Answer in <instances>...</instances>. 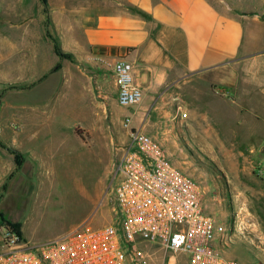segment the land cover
Listing matches in <instances>:
<instances>
[{
    "label": "crops",
    "instance_id": "1",
    "mask_svg": "<svg viewBox=\"0 0 264 264\" xmlns=\"http://www.w3.org/2000/svg\"><path fill=\"white\" fill-rule=\"evenodd\" d=\"M120 59L133 64L144 92L138 106L118 103L113 64ZM232 63L248 64L254 74L216 76L232 85L213 87L205 73ZM0 82L42 87L43 99L69 84L79 97L87 89L97 110L75 128L79 139L77 129L96 131L114 100L133 115L132 130L159 137L169 149L183 136L240 186L254 174L264 182V21L245 19L225 0H0ZM37 136H26L18 149L0 137L22 153L0 145L1 187L15 172L44 167L48 139ZM117 139L129 145V130Z\"/></svg>",
    "mask_w": 264,
    "mask_h": 264
},
{
    "label": "rangeland",
    "instance_id": "2",
    "mask_svg": "<svg viewBox=\"0 0 264 264\" xmlns=\"http://www.w3.org/2000/svg\"><path fill=\"white\" fill-rule=\"evenodd\" d=\"M225 2L247 20L264 21V0ZM249 68L248 64L232 63L205 74L214 77L213 87L223 88L230 83L217 82L216 76L249 75L253 73ZM18 85L26 84L0 82V93L4 95L0 137L16 149L24 146L26 136L38 135L35 141L46 137L48 156L37 174L22 169L8 178L5 191L0 186V251L4 234L11 227L7 218L22 224L23 236L33 244L62 235L88 220L97 226L113 222L115 172L128 144L117 139L127 129L122 123L125 115L114 100L103 111V123L96 131L90 134L77 129L83 138L79 139L75 128L94 117L97 110L92 93L86 89L79 97L77 85L69 84L59 96L43 99L39 94L42 87ZM220 117L229 118L225 113ZM193 142L182 136L173 149L162 143L171 160L205 188L206 210L232 226L234 242L224 255L247 264H264V182L254 174L246 180L247 187L240 186L238 178Z\"/></svg>",
    "mask_w": 264,
    "mask_h": 264
},
{
    "label": "built area",
    "instance_id": "3",
    "mask_svg": "<svg viewBox=\"0 0 264 264\" xmlns=\"http://www.w3.org/2000/svg\"><path fill=\"white\" fill-rule=\"evenodd\" d=\"M113 71L118 103L138 106L144 92L133 64L117 60ZM132 121L133 115L122 120L131 143L115 172V220L101 226L88 220L38 244L10 227L0 264H247L224 255L234 231L206 210L205 188L171 160L158 138L132 130Z\"/></svg>",
    "mask_w": 264,
    "mask_h": 264
},
{
    "label": "trees",
    "instance_id": "4",
    "mask_svg": "<svg viewBox=\"0 0 264 264\" xmlns=\"http://www.w3.org/2000/svg\"><path fill=\"white\" fill-rule=\"evenodd\" d=\"M58 52H59V54H60L62 57H65V56L68 55L66 52H64V51L61 50L60 48H58ZM12 87L14 88L15 86H12ZM0 145L3 146V147H5V148H8V150H10L11 152L15 153L16 155H18V156H20V157L22 156V154H21L20 152H18V150H16L15 148H12V147H10V148L7 147L5 144H3V143L1 142V140H0ZM21 165H22V162L20 161L19 166H21ZM6 188H7V183L4 184V186H3V191H5ZM2 196H3V194L0 195V198H1ZM4 220H5V218H4ZM6 221H9V222H8L9 225H10L12 228L16 229L20 234H22V232H21V230H20V228H21V224H20V223H14V222H12V221H10V220H6Z\"/></svg>",
    "mask_w": 264,
    "mask_h": 264
}]
</instances>
